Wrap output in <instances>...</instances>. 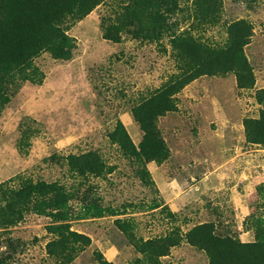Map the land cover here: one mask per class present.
Masks as SVG:
<instances>
[{
    "label": "rangeland",
    "instance_id": "1",
    "mask_svg": "<svg viewBox=\"0 0 264 264\" xmlns=\"http://www.w3.org/2000/svg\"><path fill=\"white\" fill-rule=\"evenodd\" d=\"M161 1V28L150 38L132 16L112 30L131 1L104 0L83 19L61 24L74 39L70 58L42 51L0 78V183L63 186L71 229L90 238L71 264H98L97 252L112 264H208L184 239L192 226L210 220L218 235L253 241V219L264 218V144L248 142L243 126L263 108L255 94L264 88V0ZM239 19L253 29L244 48L253 87H238L232 72L203 74L171 95L173 109L155 120L166 158L133 155L113 141L121 122L139 152L143 130L132 108L186 73L190 64L178 58L174 37L221 49ZM87 152L97 154L102 172L69 170V156ZM41 203L22 205L15 224L0 225V264H54ZM168 234L182 240L166 255L137 249V239Z\"/></svg>",
    "mask_w": 264,
    "mask_h": 264
},
{
    "label": "trees",
    "instance_id": "2",
    "mask_svg": "<svg viewBox=\"0 0 264 264\" xmlns=\"http://www.w3.org/2000/svg\"><path fill=\"white\" fill-rule=\"evenodd\" d=\"M104 0H0V78L10 75L14 69L29 65L32 59L42 51H48L57 58L68 59L75 48L74 39L61 27L69 17L83 19ZM131 5L123 8L112 30L120 32L132 16L133 24L140 25L145 37L161 28L163 21L160 7L161 0H130ZM138 33V30L135 32ZM253 34L252 26L246 20H235L228 26V41L221 49H211L185 36L172 39V46L178 58L190 64L185 74L173 75L161 91L132 108L133 119L143 130L139 143V152L135 149L125 128L118 123L111 134L113 141L124 149H131V154L146 158H166L167 148L156 126L157 116L173 109L171 95L203 74L232 72L237 86L251 88L255 83L252 67L245 55L244 48ZM104 38L118 41V35L107 33ZM24 79H30L26 74ZM256 101L263 105L256 118L243 120L246 140L264 144V88L257 90ZM69 170L79 174L86 172L101 173L102 164L94 152L71 155L68 158ZM56 182L31 180L24 181L20 188L0 183V225L6 227L15 224L21 214L22 205L41 200L42 207L37 210L50 218L45 229L50 236L45 242V252L54 264H71L72 260L89 245L90 238L84 233L71 229L69 223V197ZM20 204V205H19ZM18 207V211L14 207ZM89 209H87V212ZM103 214L101 209L95 212ZM255 239L241 241L234 235H218L214 231L213 221L197 223L188 230L184 239L188 244L203 251L208 264H264V218L253 219ZM182 240V237H181ZM179 237L168 234L164 237L136 240L139 251L155 256L168 254L171 246L179 244ZM98 264L107 262L97 252Z\"/></svg>",
    "mask_w": 264,
    "mask_h": 264
},
{
    "label": "crops",
    "instance_id": "3",
    "mask_svg": "<svg viewBox=\"0 0 264 264\" xmlns=\"http://www.w3.org/2000/svg\"><path fill=\"white\" fill-rule=\"evenodd\" d=\"M248 241V240H247ZM110 250V249H109Z\"/></svg>",
    "mask_w": 264,
    "mask_h": 264
}]
</instances>
